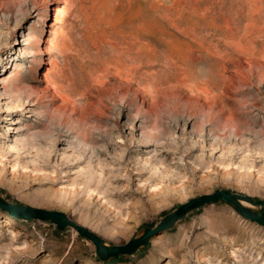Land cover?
<instances>
[{
  "label": "rangeland",
  "instance_id": "1",
  "mask_svg": "<svg viewBox=\"0 0 264 264\" xmlns=\"http://www.w3.org/2000/svg\"><path fill=\"white\" fill-rule=\"evenodd\" d=\"M213 191L264 203V0H0L1 197L121 246ZM0 264H264V228L205 206L108 262L0 210Z\"/></svg>",
  "mask_w": 264,
  "mask_h": 264
},
{
  "label": "water",
  "instance_id": "2",
  "mask_svg": "<svg viewBox=\"0 0 264 264\" xmlns=\"http://www.w3.org/2000/svg\"><path fill=\"white\" fill-rule=\"evenodd\" d=\"M245 204V205H243ZM211 205H225L248 222L264 227V203L249 197L232 194L227 191H213L200 195L178 206L172 212L161 218L154 228L141 227L136 236L121 246H107L102 239L75 224L67 216L58 211H46L22 204H13L0 197V210L10 216L27 221L37 220L52 224L58 231L74 230L80 237L89 241L95 249L96 255L102 261H114L123 255H131L139 248L146 246L152 235H158L165 230L172 229L188 213L195 209Z\"/></svg>",
  "mask_w": 264,
  "mask_h": 264
},
{
  "label": "bare ground",
  "instance_id": "3",
  "mask_svg": "<svg viewBox=\"0 0 264 264\" xmlns=\"http://www.w3.org/2000/svg\"><path fill=\"white\" fill-rule=\"evenodd\" d=\"M136 34V33H135ZM132 36V35H131ZM136 36V35H135ZM134 37V36H133ZM147 39H148V35H147V33H145V32H142V33H138L137 34V36L136 37H134L133 38V45H135V44H139L140 43V45H141V42H142V40H143V42L145 41V43H142V45L143 46H145L146 47V45H147ZM130 40H131V38H130ZM132 41V40H131ZM129 42V41H128ZM131 45V44H130ZM129 46V45H128ZM149 47V46H148ZM133 48V47H132ZM135 50V49H134ZM133 50V51H134ZM132 51V50H131ZM127 52H129V51H127ZM127 55V54H126ZM128 55H129V53H128ZM140 55V54H139ZM143 57H138V61L136 62L137 64L138 63H140V60H139V58H141V61H142V63H144V62H146L147 63V61H144V60H146V51L144 50L143 51V55H142ZM145 58V59H144ZM148 58V57H147ZM133 60V59H132ZM132 60H131V62H132ZM149 60V59H148ZM119 62V61H118ZM121 62V61H120ZM126 62V61H125ZM129 62V61H128ZM127 62V63H128ZM133 62H134V60H133ZM141 63V64H142ZM121 64V63H120ZM123 64V63H122ZM133 64V63H132ZM137 64H134V65H137ZM145 64V63H144ZM119 65V64H118ZM125 65V64H124ZM139 65V64H138ZM143 65V64H142ZM146 65H148V64H145L144 66H146ZM127 66V65H126ZM131 66H133V65H131ZM128 67H130V66H128ZM134 67H137V66H134ZM139 67V66H138ZM138 67H137V69H138ZM124 68V67H123ZM133 68V67H132ZM135 68H133L132 70H134ZM136 69V70H137ZM145 69V68H144ZM121 71V70H120ZM140 71H141V69H140ZM128 72V71H127ZM138 72H139V70H138ZM137 72V73H138ZM123 73H126V72H123ZM130 73L131 72H128L127 74H129V76H130ZM244 73H246L247 75H252V72H251V65H249L248 64V66H247V68H242V67H239V68H236V70H235V72L233 73V75L234 76H237V77H241ZM132 74V73H131ZM134 76V75H133ZM1 197V196H0ZM3 198V197H2ZM5 198V197H4ZM3 198V199H4ZM6 200V199H5ZM243 205H245V204H243ZM68 218V217H67ZM69 219V218H68ZM69 220H71V219H69ZM101 220V219H100ZM72 222H74L73 220H71ZM102 221V220H101ZM75 223V222H74ZM76 224V223H75ZM106 224V223H105ZM104 224V225H105ZM104 225H102V226H104ZM259 225V224H258ZM107 226V225H106ZM261 226V225H260ZM115 227V226H114ZM262 227V226H261ZM264 228V227H263ZM114 230V228H111L110 229V234H112V235H114V234H116V232L118 233V234H123V235H126V230L125 231H115ZM120 232V233H119ZM101 239V238H100ZM103 241V240H102Z\"/></svg>",
  "mask_w": 264,
  "mask_h": 264
},
{
  "label": "trees",
  "instance_id": "4",
  "mask_svg": "<svg viewBox=\"0 0 264 264\" xmlns=\"http://www.w3.org/2000/svg\"><path fill=\"white\" fill-rule=\"evenodd\" d=\"M120 257H122V256H120ZM120 257H119V258H120Z\"/></svg>",
  "mask_w": 264,
  "mask_h": 264
}]
</instances>
